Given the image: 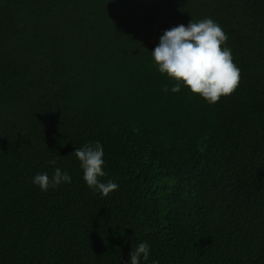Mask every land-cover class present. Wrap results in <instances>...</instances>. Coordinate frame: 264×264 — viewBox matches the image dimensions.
Here are the masks:
<instances>
[{
	"label": "trees",
	"instance_id": "obj_1",
	"mask_svg": "<svg viewBox=\"0 0 264 264\" xmlns=\"http://www.w3.org/2000/svg\"><path fill=\"white\" fill-rule=\"evenodd\" d=\"M205 18L240 70L214 105L148 52ZM96 142L108 196L73 153ZM56 157L71 183L41 191ZM141 242V264H264V0H0V264H127Z\"/></svg>",
	"mask_w": 264,
	"mask_h": 264
},
{
	"label": "clouds",
	"instance_id": "obj_2",
	"mask_svg": "<svg viewBox=\"0 0 264 264\" xmlns=\"http://www.w3.org/2000/svg\"><path fill=\"white\" fill-rule=\"evenodd\" d=\"M228 37L218 23L210 18L198 22L191 20L185 26L177 25L167 29L159 37L158 44L148 51L157 71L174 82L170 89L177 93L181 87L187 89L210 105L221 97L231 95L239 84L240 70L234 64L231 49L226 45ZM163 91L168 92L165 87ZM82 170V179L86 186L108 196L118 189L113 181L103 182L104 150L99 143H88L75 148L73 152ZM59 157L48 161L54 169L51 177L48 173H38L32 178V184L41 191L49 187L71 183V176L56 166ZM150 257V246L141 242L129 253L127 264H141ZM153 264L158 262L153 261Z\"/></svg>",
	"mask_w": 264,
	"mask_h": 264
}]
</instances>
